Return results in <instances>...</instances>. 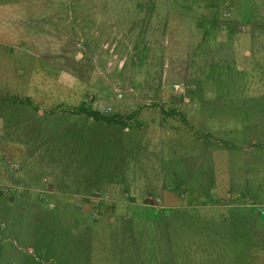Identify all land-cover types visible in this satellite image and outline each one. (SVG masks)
<instances>
[{
	"label": "rangeland",
	"instance_id": "rangeland-1",
	"mask_svg": "<svg viewBox=\"0 0 264 264\" xmlns=\"http://www.w3.org/2000/svg\"><path fill=\"white\" fill-rule=\"evenodd\" d=\"M0 264H264V0H0Z\"/></svg>",
	"mask_w": 264,
	"mask_h": 264
},
{
	"label": "built area",
	"instance_id": "built-area-1",
	"mask_svg": "<svg viewBox=\"0 0 264 264\" xmlns=\"http://www.w3.org/2000/svg\"><path fill=\"white\" fill-rule=\"evenodd\" d=\"M180 88L179 84H176V85H173V89H178ZM181 90V89H180ZM117 97H122V93L119 92V89L117 90ZM102 109L105 111V112H111L112 111V106L111 105H103L102 106Z\"/></svg>",
	"mask_w": 264,
	"mask_h": 264
},
{
	"label": "trees",
	"instance_id": "trees-1",
	"mask_svg": "<svg viewBox=\"0 0 264 264\" xmlns=\"http://www.w3.org/2000/svg\"><path fill=\"white\" fill-rule=\"evenodd\" d=\"M85 109H87V108H85ZM93 110H91V112H88L89 113V115H91L94 119H97L98 117H99V114H98V112L97 111H93Z\"/></svg>",
	"mask_w": 264,
	"mask_h": 264
}]
</instances>
